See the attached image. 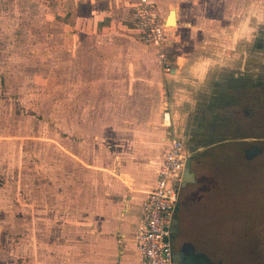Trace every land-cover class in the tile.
Listing matches in <instances>:
<instances>
[{
    "label": "rangeland",
    "instance_id": "1",
    "mask_svg": "<svg viewBox=\"0 0 264 264\" xmlns=\"http://www.w3.org/2000/svg\"><path fill=\"white\" fill-rule=\"evenodd\" d=\"M152 2L166 19L172 9L168 17L171 31L162 46L170 66H175L177 56L182 55H190L195 61L208 56L213 64V76L200 85L201 90L188 91L186 88L189 98L180 105L175 122L181 125L182 116L190 122L189 129L183 125L184 132L189 133L180 137L196 172L203 166L207 175L213 176L216 172L222 179L228 181L232 177L231 181L239 182L244 175L242 171H248L254 180L251 218L254 264H264V1ZM176 11L180 17L178 26L175 25ZM72 12V0H0V243L13 239L22 248L23 237L37 235L28 231L22 233L23 223L35 224L37 233L36 225H41L48 215L53 216L51 224L64 221L65 210L77 211L87 200L95 201V183L100 184L102 180L97 172L82 171L81 166L76 168L77 164L73 165L69 157L57 149L61 143L79 152L84 161H89L87 152L95 149V145L91 141L81 145L86 135L84 127L92 123L95 134L100 137L103 124L87 123L86 112L101 118L103 112L116 114L120 111L117 104L92 106L74 100L76 90L68 85L71 80L67 61L69 40L59 37L60 33L69 31L58 19L62 17L66 22ZM129 13L130 10L126 19H122V29L117 28L126 34H132L128 28ZM205 34L208 39H202ZM133 39L138 43L135 48L148 47L154 55L152 63L164 68L165 63L152 46ZM100 50L93 64L109 70L115 64L125 65L130 61L132 65L146 64L136 54H133L134 59L125 62V52L116 62L107 48L104 50L106 56L102 58ZM83 75L81 73L80 77ZM115 75L116 72L91 73L93 81L99 82ZM107 84H99L97 97L108 95ZM71 114H75L76 127L72 148L68 132H64L71 128ZM76 118L80 125H76ZM158 127L155 125L149 132L159 133ZM149 148V155L153 152L157 155L158 150L153 145ZM257 148L259 154L253 155ZM95 158L100 163L101 157ZM245 160L253 161L247 171L237 167ZM62 165H72L76 176H71L68 168L64 169ZM221 178L216 181L219 193L213 200L217 203L220 195L224 243L230 242L231 188L228 187L230 181L225 185ZM98 199L100 202L101 197ZM0 262L4 264L2 260Z\"/></svg>",
    "mask_w": 264,
    "mask_h": 264
},
{
    "label": "crops",
    "instance_id": "2",
    "mask_svg": "<svg viewBox=\"0 0 264 264\" xmlns=\"http://www.w3.org/2000/svg\"><path fill=\"white\" fill-rule=\"evenodd\" d=\"M133 1L72 0L73 12L70 19L63 22L62 17L58 18L69 31L60 33L59 37L69 40L67 61L71 80L68 85L78 92L73 93L74 100L76 103L92 106L117 104L120 111L116 114L103 112L101 118L86 112L87 123L95 121L103 124L100 137L95 134L96 129L92 123L84 127L86 135L80 142L81 145L90 141L95 145V149H89L90 152H87L89 161H84L79 156V152L68 149L61 143L57 147L61 153L69 157L73 165L77 164L76 168L81 166L82 171L86 169L101 175V183H95L94 187L95 201L87 200L77 211L65 210L63 218L67 223L61 221L51 224L50 220L53 216L48 215L41 225H36L37 233L35 224L23 223L22 233L28 231L29 234L37 235L33 236L34 239L32 236L23 237L22 248L19 242L13 239L1 242L0 260L4 264H140L141 262L142 257L135 244V232L140 221L143 200L156 180L167 138L175 135L183 140L180 135L186 132L185 136H187L189 133L184 132L185 127L190 128L187 119L182 116L184 121L181 125L175 122V117L180 112V105L182 106L184 100L189 98L187 90L196 89V92L201 90L200 85L206 82V79L210 80L214 71L208 56L199 57L198 61L190 55L177 56L176 65L170 66L169 72H166L162 65L152 63L154 55L150 49H147L148 47L145 46L143 50L135 48L134 45L138 43H135L132 35L117 30V28L122 29V19H126ZM179 19L176 11V26L180 23ZM208 37L205 34L202 39ZM106 48L116 62L125 52V62L129 61V58L134 59L136 54L137 57H142L146 64L132 65L130 61L125 65L115 64L110 70L102 67L103 65L101 67L94 65L97 51L100 50L103 54L102 58H105ZM101 71L105 74L116 72L117 75L109 79H101V82L97 79L93 81L91 73ZM81 73L84 74L82 77H80ZM104 82L108 83L110 89L108 95L97 97V91L99 92L101 88L99 84ZM166 109L169 120L164 119ZM74 115H70L71 128L64 130L68 132L71 148L76 129ZM115 121H117L116 126ZM76 122V125H80L77 118ZM155 125L159 126V133L149 132ZM151 134L155 136L152 137ZM150 145L158 150L157 155H154V152L149 155ZM99 156L100 163L95 158ZM78 162L81 164L79 165ZM252 162L245 160L237 167L247 171ZM190 166L195 180L182 185L179 191L174 214L177 220L174 227L176 232L171 239L173 251L184 253L192 264H254V226L251 220L254 209V180L248 175V171L246 173L242 171L244 175L241 180L233 182L232 177L227 181L216 172L213 176L207 175V171L202 170L203 166L196 172L192 161ZM62 167L65 169L67 166L62 165ZM67 168L71 176H76L72 165ZM198 169H200L199 164ZM219 178L225 182V185L230 181L228 187L231 188L230 242L224 243L220 219L222 216L220 195L217 203L213 200L215 194L219 193V187L218 190L216 189V181ZM7 230L15 233L10 229ZM31 244L33 246H30Z\"/></svg>",
    "mask_w": 264,
    "mask_h": 264
},
{
    "label": "built area",
    "instance_id": "3",
    "mask_svg": "<svg viewBox=\"0 0 264 264\" xmlns=\"http://www.w3.org/2000/svg\"><path fill=\"white\" fill-rule=\"evenodd\" d=\"M129 21L132 37L152 46L165 63L164 70L169 72L170 64L162 46L170 27L158 6L152 0H136L130 5ZM164 111V119L169 120L168 110ZM187 156L181 139L170 135L156 180L143 200L135 232L136 248L142 257L140 264H176L171 235Z\"/></svg>",
    "mask_w": 264,
    "mask_h": 264
},
{
    "label": "water",
    "instance_id": "4",
    "mask_svg": "<svg viewBox=\"0 0 264 264\" xmlns=\"http://www.w3.org/2000/svg\"><path fill=\"white\" fill-rule=\"evenodd\" d=\"M190 165H191V158L189 156H187V159L185 162V170H184V174H183V182H182L181 186L185 185L186 183L193 182L195 180L194 179V173H193V171H191ZM187 172L191 173L192 179L188 180L185 177V174ZM176 223H177V220L175 218H173V228H172V235H171L172 237H173V234L176 232V229L174 228ZM173 256H174V261L176 262V264H192V261L190 259L186 258L185 254L182 252H174Z\"/></svg>",
    "mask_w": 264,
    "mask_h": 264
},
{
    "label": "bare ground",
    "instance_id": "5",
    "mask_svg": "<svg viewBox=\"0 0 264 264\" xmlns=\"http://www.w3.org/2000/svg\"><path fill=\"white\" fill-rule=\"evenodd\" d=\"M173 11H175V10H173ZM171 21L174 22L175 20L172 19ZM166 22H168V20H167ZM167 25H168V24H167ZM168 26H169V25H168ZM169 27H170V26H169ZM185 177H186L188 180L192 179V175H191L190 172H187V173L185 174Z\"/></svg>",
    "mask_w": 264,
    "mask_h": 264
},
{
    "label": "trees",
    "instance_id": "6",
    "mask_svg": "<svg viewBox=\"0 0 264 264\" xmlns=\"http://www.w3.org/2000/svg\"><path fill=\"white\" fill-rule=\"evenodd\" d=\"M259 152H260V150H259V148H257L256 151H255V153L253 155H257V154H259ZM250 157H252V156H249V158Z\"/></svg>",
    "mask_w": 264,
    "mask_h": 264
},
{
    "label": "flooded vegetation",
    "instance_id": "7",
    "mask_svg": "<svg viewBox=\"0 0 264 264\" xmlns=\"http://www.w3.org/2000/svg\"><path fill=\"white\" fill-rule=\"evenodd\" d=\"M171 239H172V236H171Z\"/></svg>",
    "mask_w": 264,
    "mask_h": 264
}]
</instances>
